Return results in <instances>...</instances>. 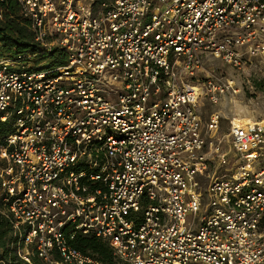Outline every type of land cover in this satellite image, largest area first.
Segmentation results:
<instances>
[{"label":"built area","instance_id":"2783aa9c","mask_svg":"<svg viewBox=\"0 0 264 264\" xmlns=\"http://www.w3.org/2000/svg\"><path fill=\"white\" fill-rule=\"evenodd\" d=\"M17 2L38 46L0 47L1 212L21 264H100L79 235L118 264H264V121L219 135L198 111L236 91L210 61L264 62V0Z\"/></svg>","mask_w":264,"mask_h":264},{"label":"rangeland","instance_id":"374dc122","mask_svg":"<svg viewBox=\"0 0 264 264\" xmlns=\"http://www.w3.org/2000/svg\"><path fill=\"white\" fill-rule=\"evenodd\" d=\"M1 49L4 53L3 55L7 58L17 55L14 50ZM30 52L33 53L34 51H25L22 52V54ZM40 63H42V68L40 69H44L43 71H45V68L48 66L52 67L56 65L53 56L50 54H44ZM37 64L39 65V63ZM37 64L36 68H38ZM207 67L209 70L222 72V74L228 79H233L235 84L233 88H235L236 91L230 89L228 92H225L215 104L212 103L207 96L201 98L198 103V111L203 122L208 121L211 113L217 112L220 115L217 134L223 135L227 133L229 122L234 118L238 121L245 118L250 119L249 122L264 121V62L261 58H250L240 69L233 68L219 60L210 61ZM199 77L202 78L203 73L200 74ZM223 146L225 150L232 152L228 137L224 138ZM260 165L264 166V160L260 161ZM229 171L233 172L231 166L221 168L212 167L210 169V177H204L201 179L202 190L207 187L211 178L220 176Z\"/></svg>","mask_w":264,"mask_h":264},{"label":"trees","instance_id":"16d2710c","mask_svg":"<svg viewBox=\"0 0 264 264\" xmlns=\"http://www.w3.org/2000/svg\"><path fill=\"white\" fill-rule=\"evenodd\" d=\"M0 47L14 50L16 54L38 49L28 21L20 14L17 0L0 1ZM51 56L56 64L59 59L56 51ZM11 131L9 125L0 123V138ZM1 210H5V206L0 201V261L5 264H21L16 251L20 229L13 226L11 214L2 213ZM72 245L81 252L92 255L100 264H118L110 246L95 236L79 235Z\"/></svg>","mask_w":264,"mask_h":264},{"label":"bare ground","instance_id":"6f19581e","mask_svg":"<svg viewBox=\"0 0 264 264\" xmlns=\"http://www.w3.org/2000/svg\"><path fill=\"white\" fill-rule=\"evenodd\" d=\"M236 120H237V119H236ZM241 121H242V122H247V121L249 122V121H250V119H248V118H245V119H242Z\"/></svg>","mask_w":264,"mask_h":264}]
</instances>
